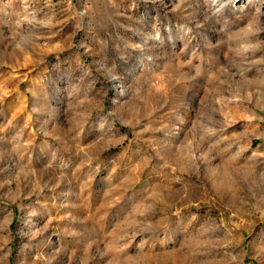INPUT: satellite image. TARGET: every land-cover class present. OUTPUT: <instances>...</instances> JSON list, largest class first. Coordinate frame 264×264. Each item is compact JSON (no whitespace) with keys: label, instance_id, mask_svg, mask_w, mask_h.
<instances>
[{"label":"rangeland","instance_id":"rangeland-1","mask_svg":"<svg viewBox=\"0 0 264 264\" xmlns=\"http://www.w3.org/2000/svg\"><path fill=\"white\" fill-rule=\"evenodd\" d=\"M0 264H264V0H0Z\"/></svg>","mask_w":264,"mask_h":264}]
</instances>
